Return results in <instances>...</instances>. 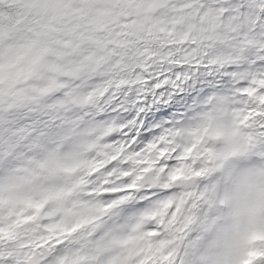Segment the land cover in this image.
Instances as JSON below:
<instances>
[{
    "label": "snow or ice",
    "instance_id": "1",
    "mask_svg": "<svg viewBox=\"0 0 264 264\" xmlns=\"http://www.w3.org/2000/svg\"><path fill=\"white\" fill-rule=\"evenodd\" d=\"M237 171L264 264V0H0V264H207Z\"/></svg>",
    "mask_w": 264,
    "mask_h": 264
},
{
    "label": "clouds",
    "instance_id": "2",
    "mask_svg": "<svg viewBox=\"0 0 264 264\" xmlns=\"http://www.w3.org/2000/svg\"><path fill=\"white\" fill-rule=\"evenodd\" d=\"M250 179L252 177L242 171L224 176L220 187L222 202L211 213L203 239V249L208 257L207 264H211V258L218 251L221 240L233 225L235 221L232 215L234 201L243 193L245 181Z\"/></svg>",
    "mask_w": 264,
    "mask_h": 264
},
{
    "label": "rangeland",
    "instance_id": "3",
    "mask_svg": "<svg viewBox=\"0 0 264 264\" xmlns=\"http://www.w3.org/2000/svg\"><path fill=\"white\" fill-rule=\"evenodd\" d=\"M100 135V133L96 129H81L78 133L77 140L71 146H69V150H73L78 143L82 139H93Z\"/></svg>",
    "mask_w": 264,
    "mask_h": 264
},
{
    "label": "flooded vegetation",
    "instance_id": "4",
    "mask_svg": "<svg viewBox=\"0 0 264 264\" xmlns=\"http://www.w3.org/2000/svg\"><path fill=\"white\" fill-rule=\"evenodd\" d=\"M150 110L152 111H159V108L152 109L151 106H149ZM147 115V112H145V116Z\"/></svg>",
    "mask_w": 264,
    "mask_h": 264
},
{
    "label": "trees",
    "instance_id": "5",
    "mask_svg": "<svg viewBox=\"0 0 264 264\" xmlns=\"http://www.w3.org/2000/svg\"><path fill=\"white\" fill-rule=\"evenodd\" d=\"M72 145V144H71ZM71 145H69V146H71Z\"/></svg>",
    "mask_w": 264,
    "mask_h": 264
}]
</instances>
